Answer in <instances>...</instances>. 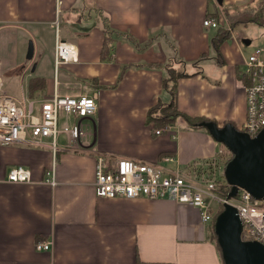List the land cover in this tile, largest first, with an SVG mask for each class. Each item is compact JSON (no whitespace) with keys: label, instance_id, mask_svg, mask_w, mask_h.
<instances>
[{"label":"crops","instance_id":"0c3cea01","mask_svg":"<svg viewBox=\"0 0 264 264\" xmlns=\"http://www.w3.org/2000/svg\"><path fill=\"white\" fill-rule=\"evenodd\" d=\"M208 1L0 0V74L11 81H2L4 92L34 102L53 93L96 97L93 151L0 144V264H221L196 208L93 191L97 155L105 162L170 156L163 165L190 173L206 169L218 150L207 132L179 117L160 129L146 119L155 103L169 100L167 66L188 75L176 81L177 110L218 125L242 120L241 46L250 41L230 31L214 51L215 29L201 26L213 12ZM250 2L222 0L219 7ZM99 12L113 38L107 58L100 57ZM55 38L74 45L75 61L54 67ZM13 165L29 170V182L6 180ZM37 240L51 249L35 250Z\"/></svg>","mask_w":264,"mask_h":264},{"label":"built area","instance_id":"2783aa9c","mask_svg":"<svg viewBox=\"0 0 264 264\" xmlns=\"http://www.w3.org/2000/svg\"><path fill=\"white\" fill-rule=\"evenodd\" d=\"M221 24H224L222 14L205 16L201 21L203 28L216 29ZM75 60L74 45L55 38L54 67ZM241 67L244 113L235 128L254 137L264 127V61L260 59V49L255 48L244 58ZM95 99L94 94L56 93L36 102L17 99L4 92L0 74V144L48 147L53 151L58 148L73 152L93 151ZM179 122L183 124L180 118ZM230 157L227 150L218 148L206 169L198 167L194 172L183 173L177 167L171 169L163 165L172 160L170 156L160 157L159 162L125 158L105 162L103 156L97 155L94 195L103 199H169L196 208L201 224L206 226L213 219L215 204L226 203L235 209L240 220L241 239L264 246V199H254L243 189H238L229 198L215 191L222 181L218 182L215 176L218 177ZM6 180L29 182V170L13 165L6 173ZM48 182L54 184L52 178ZM34 249L48 251L51 242L37 240Z\"/></svg>","mask_w":264,"mask_h":264},{"label":"water","instance_id":"95a60500","mask_svg":"<svg viewBox=\"0 0 264 264\" xmlns=\"http://www.w3.org/2000/svg\"><path fill=\"white\" fill-rule=\"evenodd\" d=\"M214 1L220 5L222 0ZM32 54L33 46L29 42L25 59L30 60ZM197 125L231 154L222 171L229 185L225 197H232L238 189H243L254 199H264V127L254 137H249L231 123L218 125L214 121H202ZM212 228L223 264H264V246L241 239V223L232 206L222 204Z\"/></svg>","mask_w":264,"mask_h":264},{"label":"trees","instance_id":"16d2710c","mask_svg":"<svg viewBox=\"0 0 264 264\" xmlns=\"http://www.w3.org/2000/svg\"><path fill=\"white\" fill-rule=\"evenodd\" d=\"M215 5H217L215 3ZM219 6V5H217ZM222 15L224 18V22L226 24V27L224 24L219 25L215 29V34L210 39V45L214 51H218L219 44L227 39L229 37L230 31L239 24H248L252 23L259 27H264V0H254L253 3H247L241 6H235L232 9L224 8L221 10ZM219 12L216 10L210 14H207L206 16H217ZM98 19L101 22V30L104 33L103 34V40L100 48V57L101 58H107L109 54V45L113 42V38H111V32L108 30V23L106 20V17L103 16L100 12L97 15ZM129 39H131L130 36L127 35ZM182 64V62H179ZM166 77L163 79V86L165 90L169 94V100L166 103L163 102H157L151 107L146 115V119L148 121L153 122V126L157 129L164 128L166 125H170L174 123L175 119L178 117L184 121L188 126H191L193 128H201L205 132H207L203 127H198L197 123L202 121H214L210 118H204V117H189L186 114L180 112L176 108L175 103V85L176 81L179 77H185L188 76L182 68H174L171 66L166 67ZM225 123H231L234 127L235 125L230 121H223V124ZM229 190V185L226 184L224 179L220 183H218L216 187V192L220 195H225ZM222 209V204H215L214 210H213V219L214 216ZM207 225V238L211 240L215 248L217 250L219 259L222 263L220 252L218 245L215 241V235L212 228V222Z\"/></svg>","mask_w":264,"mask_h":264},{"label":"rangeland","instance_id":"374dc122","mask_svg":"<svg viewBox=\"0 0 264 264\" xmlns=\"http://www.w3.org/2000/svg\"><path fill=\"white\" fill-rule=\"evenodd\" d=\"M251 3V2H250ZM243 5V4H242ZM217 5H215V1L214 0H209L208 1V4H207V7L210 11H213V9L216 8ZM238 6H241V3L238 5ZM218 9L216 8L215 10L217 12H219V14H222V7L220 8L219 6H217ZM220 8V9H219ZM234 8L233 6H231L229 9H232ZM214 10V11H215ZM224 25L226 27V24L224 22ZM262 30H264L263 27H259L255 24H252V23H248V24H239L237 26H235L231 31L233 32L232 34L233 35H236V34H240L241 36V39H248L250 42L248 45L246 46H243L242 43H241V48L243 49L244 51V57L245 59L247 58V56L255 49V48H259L260 49V57L261 59L263 60V57H264V36L262 34H260V32H263ZM243 35V36H242ZM250 52V53H249ZM242 72V67L240 68V73ZM2 81L8 85L11 84V81L9 80H6L5 78V74L2 75ZM15 87V86H14ZM60 141H61V138H60ZM218 148H222L224 150H227L222 144H219V143H216ZM228 151V150H227ZM229 153V151H228ZM222 171L221 170L219 172V175L218 177L215 176V178L219 179V181H221L223 179V176H222Z\"/></svg>","mask_w":264,"mask_h":264}]
</instances>
